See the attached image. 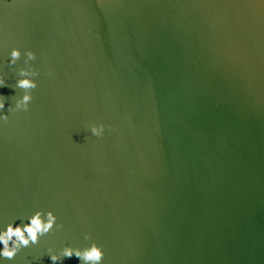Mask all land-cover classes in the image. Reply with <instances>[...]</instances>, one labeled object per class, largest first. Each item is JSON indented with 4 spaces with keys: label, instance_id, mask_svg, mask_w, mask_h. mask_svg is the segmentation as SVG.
Masks as SVG:
<instances>
[{
    "label": "water",
    "instance_id": "95a60500",
    "mask_svg": "<svg viewBox=\"0 0 264 264\" xmlns=\"http://www.w3.org/2000/svg\"><path fill=\"white\" fill-rule=\"evenodd\" d=\"M12 47L39 74L0 122V225L63 227L5 264H264V0H0L9 98Z\"/></svg>",
    "mask_w": 264,
    "mask_h": 264
},
{
    "label": "clouds",
    "instance_id": "9594fccd",
    "mask_svg": "<svg viewBox=\"0 0 264 264\" xmlns=\"http://www.w3.org/2000/svg\"><path fill=\"white\" fill-rule=\"evenodd\" d=\"M24 57V66L16 68L17 61ZM8 64L15 74L16 94L9 98L0 95V122L9 120L11 113L27 111L33 100L32 90L38 87L35 77L38 71L30 63L36 59V53L30 49L21 51L19 47H12L8 53ZM7 75L0 72V87L6 86ZM10 100L6 105V101ZM92 136L101 137L105 132L104 124H92L89 128ZM17 219L21 222L17 223ZM57 215L52 209L37 208L31 214L23 218H16L6 224L0 225V264H5V260L13 259L22 248L36 245L40 238L49 234L53 229L62 228V224L57 223ZM89 234H84V240H90ZM47 255L53 264H62L65 258L75 256L79 264H103L104 250L95 241L84 247L65 245L58 249L47 248ZM25 264H31L27 260Z\"/></svg>",
    "mask_w": 264,
    "mask_h": 264
}]
</instances>
